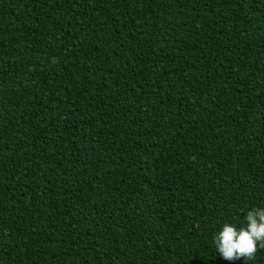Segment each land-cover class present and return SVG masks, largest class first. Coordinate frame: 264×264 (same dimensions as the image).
<instances>
[{"label":"trees","instance_id":"obj_1","mask_svg":"<svg viewBox=\"0 0 264 264\" xmlns=\"http://www.w3.org/2000/svg\"><path fill=\"white\" fill-rule=\"evenodd\" d=\"M261 206L264 0H0V264H244Z\"/></svg>","mask_w":264,"mask_h":264},{"label":"clouds","instance_id":"obj_2","mask_svg":"<svg viewBox=\"0 0 264 264\" xmlns=\"http://www.w3.org/2000/svg\"><path fill=\"white\" fill-rule=\"evenodd\" d=\"M213 242L219 257L226 261H254L258 250L264 249V206L248 210L242 223H224L213 235Z\"/></svg>","mask_w":264,"mask_h":264}]
</instances>
